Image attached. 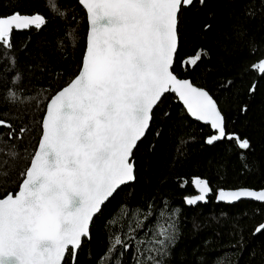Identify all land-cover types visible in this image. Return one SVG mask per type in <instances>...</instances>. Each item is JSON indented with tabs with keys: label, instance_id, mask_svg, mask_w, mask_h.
Returning a JSON list of instances; mask_svg holds the SVG:
<instances>
[{
	"label": "snow or ice",
	"instance_id": "snow-or-ice-1",
	"mask_svg": "<svg viewBox=\"0 0 264 264\" xmlns=\"http://www.w3.org/2000/svg\"><path fill=\"white\" fill-rule=\"evenodd\" d=\"M77 2L85 10L88 23L80 67L48 101L40 121L38 146L29 166L20 173L23 179L18 190L0 197V264H76L83 242L91 239L94 217L121 186L135 181V150L149 129L154 108L166 93H176L192 117L216 130L206 143L226 138L242 150L251 148L249 139L226 132L222 109L208 91L178 79L173 71L184 10L196 3L203 5L205 0ZM48 3L54 14L67 17V9L60 8L58 0ZM254 14V10L248 12ZM47 22L41 14L14 12L0 17V48L6 52L11 49L13 29L39 30ZM211 27L205 25L204 31ZM76 32L75 27L66 32L72 46ZM239 32L234 29V33ZM225 38L229 39L227 35ZM207 55L206 50L199 49L181 64L196 66ZM10 62L14 65L15 59L10 58ZM252 68L264 74V58ZM19 80L17 74L12 83ZM256 91L255 83L247 90L249 96ZM5 98L9 103L35 99L12 89ZM240 111L247 113L248 105ZM0 127L9 129L11 140L13 125L0 119ZM25 131L21 127L16 138L22 139ZM0 152L13 160L18 156L11 150ZM0 176L8 177L9 173L0 171ZM192 182L199 194L186 197V203H206L212 192L208 182L198 177ZM241 198L264 202V190L221 189L216 196L217 201L228 203ZM128 215L122 209L108 222L119 225L120 231L109 237V246L98 264H123L129 252L131 264H166L179 239L175 219L169 215L165 220L161 212V220L138 237L137 232L144 229L152 213L141 218L137 210L125 225L122 221ZM261 233L264 222L253 231V235Z\"/></svg>",
	"mask_w": 264,
	"mask_h": 264
},
{
	"label": "trees",
	"instance_id": "trees-1",
	"mask_svg": "<svg viewBox=\"0 0 264 264\" xmlns=\"http://www.w3.org/2000/svg\"><path fill=\"white\" fill-rule=\"evenodd\" d=\"M58 4L67 9L65 19L50 10L48 0H0V17L19 12L41 14L48 21L39 30L14 31L11 49L6 52L0 48V119L15 129L9 140V129L0 127V149L18 153L13 160L0 152V171L9 173L8 177L0 176V197L18 190L23 179L20 173L29 166L38 146L40 121L48 101L80 67L88 31L85 10L77 0H58ZM250 10L255 14L248 15ZM205 25L212 27L205 32ZM71 27L77 29L75 46L66 38ZM234 29L240 30L239 34ZM199 49L208 55L196 66L181 64ZM10 58L15 59L14 65ZM261 58V0H205L203 5L196 3L184 10L174 74L207 90L222 109L226 132L249 139L251 148L242 150L228 139L209 146L206 141L214 135L211 127L194 121L175 95H166L135 150V183L122 187L96 216L91 239L83 242L76 264H98L109 237L120 231L119 225L108 222L122 209L129 213L122 221L125 225L137 210L141 218L151 211L138 237L161 220V212L165 220L169 215L175 219L179 239L166 264H264V233L253 235L255 227L264 222V205L216 203L221 189L264 190V74L252 68ZM17 74L20 80L13 84ZM254 83L257 91L249 96L247 90ZM9 89L35 99L9 103L5 98ZM244 104L248 105L247 113L240 111ZM21 127L26 131L17 139ZM197 177L209 182L213 196L207 205L189 207L185 198L196 195L192 181ZM130 257L131 252L123 264H131Z\"/></svg>",
	"mask_w": 264,
	"mask_h": 264
},
{
	"label": "water",
	"instance_id": "water-1",
	"mask_svg": "<svg viewBox=\"0 0 264 264\" xmlns=\"http://www.w3.org/2000/svg\"><path fill=\"white\" fill-rule=\"evenodd\" d=\"M32 28V27H31ZM24 30H27V29H24ZM24 30H16V29H13V32L14 31H16V32H22V31H24ZM13 32H12V34H13ZM11 34V35H12ZM176 61V60H175ZM174 66H175V64H174ZM174 66H173V69H174ZM177 76V75H176ZM177 78L178 79H181V78H179L178 76H177ZM181 80H189V79H181ZM190 82H192L191 80H189ZM193 83V82H192ZM194 85V84H193ZM194 86H196V85H194ZM196 87H198V86H196ZM198 88H200V87H198ZM203 89V88H202ZM205 90V89H204ZM207 91V90H206ZM209 93V92H208ZM168 94H173V95H175L177 98H178V100H179V102L183 105V107L185 108V110L187 111V108H186V106L183 104V102L179 99V97H178V95L176 94V93H173V92H169V93H166L163 97H162V99L166 96V95H168ZM210 94V93H209ZM211 95V94H210ZM212 96V95H211ZM213 97V96H212ZM162 99H161V101H162ZM214 99V98H213ZM215 100V99H214ZM160 101V102H161ZM160 102H159V104H160ZM158 104V105H159ZM158 105H157V107H158ZM219 106V105H218ZM157 107H155L154 108V110L157 108ZM154 110H153V112H154ZM187 113H188V111H187ZM188 115L194 120V121H196V122H199V123H201V124H203V125H205V126H210L211 127V125L210 124H208V123H205L204 121H200V120H197V119H195L194 117H192L189 113H188ZM153 118V117H152ZM151 123H152V120H151V122H150V126H151ZM150 126H149V129H150ZM225 127H226V120H225ZM149 129L146 131V134L148 133V131H149ZM211 129H212V127H211ZM212 131H213V133L214 134H217V132H216V130H214V129H212ZM146 134H145V136H146ZM145 138V137H144ZM143 138V139H144ZM142 139V140H143ZM226 139V138H225ZM225 139H221V140H219V141H215L214 143H212V144H208L209 146H213V145H215V144H217V143H220V142H223ZM136 174V173H135ZM202 180H204V179H202ZM135 181H136V179H135ZM135 181H133V182H130V183H128V184H126V185H123V186H121L118 190H117V192L122 188V187H124V186H127V185H131V184H133V183H135ZM205 181H207V180H205ZM208 182V181H207ZM194 185V184H193ZM208 185H209V182H208ZM209 187H210V185H209ZM211 188V187H210ZM194 189H195V192H196V195H198L199 194V190H198V188L194 185ZM212 189V188H211ZM242 189H247V188H242ZM239 190V189H238ZM249 190H253V189H249ZM225 191H232V190H225ZM255 191H260V190H255ZM116 192V193H117ZM115 193V194H116ZM114 194V195H115ZM114 195H113V197H114ZM196 195H194V196H196ZM213 196V191L209 194V196L207 197V202L205 203V202H200V201H198L197 202V204L196 205H188L187 203V206H189V207H198V206H200V205H207L209 202H210V198ZM113 197H111L109 200H111ZM193 197V196H192ZM109 200L102 206V209H103V207L109 202ZM241 202H254V203H257V204H263L264 205V202H262V201H256V200H254L253 198H241V200H239V201H236V202H232V203H228V202H226V201H217V199H216V203L217 204H224V205H237V204H239V203H241ZM102 211V210H101ZM99 214V213H98ZM97 214V215H98ZM96 215V216H97ZM96 216L94 217V219L96 218ZM94 219H93V221H94ZM93 221H92V223H91V225H90V234H91V227H92V224H93ZM256 235H260V234H256ZM79 253V252H78Z\"/></svg>",
	"mask_w": 264,
	"mask_h": 264
}]
</instances>
